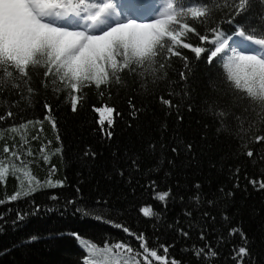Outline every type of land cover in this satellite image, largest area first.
Segmentation results:
<instances>
[{"label": "snow or ice", "instance_id": "obj_1", "mask_svg": "<svg viewBox=\"0 0 264 264\" xmlns=\"http://www.w3.org/2000/svg\"><path fill=\"white\" fill-rule=\"evenodd\" d=\"M250 6L251 0H162L155 18L142 20L133 18L117 0H0V97L20 98L5 101L9 107L0 114V122L16 120L19 113L13 112L11 106L18 107L20 101L31 104L36 96L49 90L56 97L63 94L70 102L71 110L76 112L86 101L89 88L103 89L100 94L105 96L106 93L105 98L111 99L113 90L127 89L130 82L148 95L153 94L149 82L153 87L164 83L168 98L159 95L157 99L165 108L166 117L175 114L179 124L183 120L182 111L191 112L194 108L201 111L211 117L217 138L223 135L230 144H236L232 154L235 159L246 157L253 164L258 162L264 167V25L248 28L236 23V17ZM225 25L234 26L231 35L224 30ZM200 42H204L207 50ZM185 49L194 54L193 61L204 54L210 65L220 68L216 78L210 81L215 95L205 96L199 104L190 91L194 70L188 55L184 54ZM176 60L184 69L178 73V80L169 76L170 71L176 72L173 66ZM180 83L182 87L177 91L175 86ZM128 105L130 117L150 110L147 105L137 108L131 99ZM43 107L48 112L46 119L55 129L53 105L44 102ZM95 111L100 113L101 126L107 121L108 127L101 135L110 140L115 131L113 113L120 117V112L108 104ZM33 123L28 120L0 128V139L13 141L11 145L5 142L0 153V182L9 175L19 182V190L8 198L9 201L30 195L38 186H53V181L48 178L43 182L38 180L31 171V161L22 159L35 155L23 135L27 126ZM208 127L205 123V130ZM168 130L165 120L160 124L159 139L149 141L142 153L129 156L126 150L114 164L116 174L129 184L133 193L139 188L143 190L142 194L154 197L164 206L165 212L169 203L177 199L181 202L180 215L172 223L165 221V224L167 230L185 241L195 235L202 242V246L193 242L190 248L184 249L191 251L197 264H213L233 237L239 242L232 243L225 264L229 261L231 264H259L249 238L242 227L233 225L234 217L226 207H220V202L229 201L234 190L241 188L242 172L245 191L249 185L264 191V179L249 178L242 165L236 164L228 166L231 188L221 184L215 191L205 192L203 186L195 182L187 198L173 187L160 190L157 180L150 177L161 170L166 152L173 157L183 154L195 159L197 156L195 143L185 141L177 130H173L166 142ZM8 132L13 135L6 138ZM16 133H21L19 143ZM32 139H38V136ZM55 139L59 140L58 134ZM257 145L260 147L256 158L252 159ZM55 151L58 153L60 149ZM158 154L160 159L152 167H146L145 157L154 160ZM96 155L89 150L85 158L91 160ZM41 156L44 162L50 160L42 150ZM167 164L174 167L175 160L169 158ZM56 171L55 165L49 166V176ZM135 174H147L149 179L145 184L137 181L132 187ZM171 175L165 171L164 180ZM260 175L264 176V171ZM54 183L62 185L64 181L57 179ZM179 186L177 181L175 188L179 189ZM97 203L105 204L104 201ZM108 210L107 206L103 207L104 212ZM138 212L145 218H159L147 204L139 207ZM119 228L129 240L103 246L73 233L86 250L82 264H188L171 256L169 249L174 248V244L159 243L155 225L151 235L131 231L123 224ZM211 233L216 234L213 242L208 239Z\"/></svg>", "mask_w": 264, "mask_h": 264}, {"label": "trees", "instance_id": "obj_2", "mask_svg": "<svg viewBox=\"0 0 264 264\" xmlns=\"http://www.w3.org/2000/svg\"><path fill=\"white\" fill-rule=\"evenodd\" d=\"M264 0H251L248 10L236 17V23L248 28H259L264 25ZM224 30L231 34L234 26H224ZM187 42H193L188 40ZM200 46H205L200 42ZM207 50V47H206ZM189 61L193 64L194 78L190 81V91L196 98V103L208 96L215 95L210 84L220 72L218 65H210L204 54L193 61L190 50L185 49ZM176 72H169L171 79H179L178 73L184 71L181 62H174ZM153 94H145L144 90L131 84L127 89L118 92L113 90L112 98L106 99L100 91L89 88L86 90V101L73 112L61 94L56 97L51 90L36 96L31 104L20 101L19 106H11L13 112H18L16 120L7 123L0 122V128H8L11 124L22 123L31 120L34 123L27 126L23 135L28 140L34 156H25L22 159L31 161L30 168L33 175L43 182L45 178L53 181V186H38L37 190L28 196H22L17 200L9 201V197L19 190L18 179L11 175L5 181L0 182V264H82V258L86 250L79 244L73 233L79 234L84 239H89L98 245L105 243L124 242L129 240L119 228L123 224L131 231L143 232L146 235L153 233L159 237L161 245L174 244L170 248L171 256L183 259L188 264H197L191 251L185 252L195 242L202 246V242L193 235L192 239L185 241L176 233L167 230L165 221L172 223L182 210L183 205L177 199L174 203L164 206L158 203L149 194H142V189L135 193L131 191L128 183L114 171V164L124 156L127 150L129 156L133 153H142L149 141L158 140L160 137V124L167 120L169 130L165 133L166 142L177 130L185 141L194 142L197 156L195 159L185 157H173L170 152L164 154V163L159 172L151 174L152 180H157L160 190L173 187L180 195L186 198L191 194L192 185L199 182L205 192L215 191L221 184L227 188L232 187L229 179L228 166L241 164L251 179H264L261 171H264L258 162L253 164L251 159L241 157L235 159L233 152L235 143H229L221 135L217 138L215 125L210 116H205L195 108L191 111H182L183 120L177 124L175 114L165 116V108L158 102L157 97L164 95L168 98V88L164 83L152 86ZM179 91L182 83L177 84ZM19 97H0V114L9 107L5 101H16ZM137 108L147 105L150 110L138 113L137 117L128 115V100ZM47 102L53 105L52 117L56 121L53 129L46 119L48 112L43 107ZM104 104L115 106L120 112V117L113 113L115 128L110 140L102 137L101 131L107 128V121L100 125V113L95 108ZM23 117V120L20 119ZM209 125L205 130L204 124ZM59 135V140L55 139ZM13 134L8 132L6 138ZM19 143L21 133L14 134ZM38 136V139L32 137ZM206 136V139L203 138ZM13 143L11 139H0V153L3 145ZM51 142V143H49ZM259 145L254 150L259 149ZM60 149L57 153L55 150ZM41 150L50 156L48 162H44ZM97 153L91 160L85 158L87 151ZM174 159L175 166H169L167 159ZM154 160L145 157V166L152 167ZM55 165L57 171L49 176V166ZM212 165H215L213 167ZM165 171L172 175L164 180ZM241 173V188L234 190V196L229 201H221L220 207H226L231 214L234 226L242 227L243 232L250 240L251 249L259 264H264V191L254 189L249 185L247 191L243 190L246 181ZM63 180L62 185H56L55 180ZM149 179L147 174H135L132 187L136 182L145 184ZM179 181V189L175 188ZM98 201H104L101 205ZM145 204L150 205L158 214V219L145 218L138 212V208ZM108 211L104 212L103 207ZM85 213H90L86 215ZM162 214V215H160ZM181 219H183L181 217ZM215 233L208 237L214 241ZM238 238L233 237L231 243L221 249V256L213 264H225V258L231 252L232 243H238ZM133 247L136 245L133 242ZM228 264H231L229 261Z\"/></svg>", "mask_w": 264, "mask_h": 264}, {"label": "rangeland", "instance_id": "obj_3", "mask_svg": "<svg viewBox=\"0 0 264 264\" xmlns=\"http://www.w3.org/2000/svg\"><path fill=\"white\" fill-rule=\"evenodd\" d=\"M117 3H118V5H121L122 6L123 3H127V0H117ZM129 14L132 15L133 13L132 12H129ZM151 18H155V15L153 17H151ZM138 19H142L143 20V18H138Z\"/></svg>", "mask_w": 264, "mask_h": 264}, {"label": "bare ground", "instance_id": "obj_4", "mask_svg": "<svg viewBox=\"0 0 264 264\" xmlns=\"http://www.w3.org/2000/svg\"><path fill=\"white\" fill-rule=\"evenodd\" d=\"M128 8H130V10L132 9V7H128ZM144 14H147V12H143Z\"/></svg>", "mask_w": 264, "mask_h": 264}]
</instances>
